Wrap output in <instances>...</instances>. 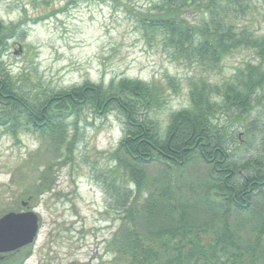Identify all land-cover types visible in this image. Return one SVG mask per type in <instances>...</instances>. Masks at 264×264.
I'll list each match as a JSON object with an SVG mask.
<instances>
[{"label":"rangeland","instance_id":"374dc122","mask_svg":"<svg viewBox=\"0 0 264 264\" xmlns=\"http://www.w3.org/2000/svg\"><path fill=\"white\" fill-rule=\"evenodd\" d=\"M75 1L0 0V21L4 25L18 28L24 20L43 19L28 24L22 33L24 38L9 42L2 56L24 91L58 92L87 82L108 86L112 80L121 79L155 85L162 91L163 104L150 118L164 135L170 116L189 107L192 78L205 77L212 85L223 86L236 81L238 71L248 63H256L253 53L241 49L229 55L218 69L206 73L174 57L162 36L145 33L135 17L162 0H118L116 4ZM244 3L248 10L237 20L238 27L264 38V0ZM187 18L196 22L198 15L188 14ZM262 95L259 92L258 96ZM260 109L264 111V98L256 111ZM262 116L263 112L260 120ZM77 122L71 156L65 151L56 152V141L48 136L41 138L25 131L14 139L0 129V218L21 212L22 203L27 202L39 219L38 237L23 264H129L130 258L114 248L126 227H131L124 210L135 191L113 156L123 138L120 122L114 115L97 117L89 113ZM232 130L239 132V127ZM72 138L73 132L69 140ZM246 151L252 153L253 148ZM68 157L66 165H54L51 189L37 195L31 187L38 183L40 172L47 164ZM143 169L149 177V189L158 192L165 188L162 166L153 163ZM206 174L207 167L200 161L191 164L177 183L176 199L171 201L158 197L148 206L151 197L142 193L135 224L145 244L154 245V233L176 224L171 216L176 204L173 200L189 206L185 211L191 222L205 224L212 219L213 212L201 203ZM235 221H240L238 231L245 239L259 223L258 217L251 214L237 216ZM209 230L198 234L203 241L209 240ZM262 244L264 247V239ZM155 247L160 251L163 248ZM28 251L0 264H19ZM167 256L171 258V250L163 254Z\"/></svg>","mask_w":264,"mask_h":264},{"label":"trees","instance_id":"16d2710c","mask_svg":"<svg viewBox=\"0 0 264 264\" xmlns=\"http://www.w3.org/2000/svg\"><path fill=\"white\" fill-rule=\"evenodd\" d=\"M79 1L87 0L75 3ZM244 1L162 0L146 13L135 14L145 33L159 34L174 57L206 73L218 69L229 55L241 49L253 53L256 59V63L238 71L236 81L223 86L212 85L205 77L192 78L189 107L170 116L164 135L150 118L163 104L162 91L155 85L121 79L112 80L108 86L87 82L58 92L24 91L2 56L9 42L24 38L22 33L28 24L43 19L24 20L18 28L0 21V129L5 134L14 139L25 131L41 138L48 136L56 141V152L71 156L77 121L87 113L114 115L120 122L123 138L113 156L135 191L124 210L131 227H126L114 248L130 258L129 264H264V111H256L264 98V38L238 27L237 20L248 10ZM188 14H197L196 22L189 21ZM259 92L263 93L261 97ZM234 126L239 132L232 130ZM247 148H253V152H247ZM68 160L70 157L46 165L38 183L31 187L37 195L51 189L54 165H66ZM198 161L207 167L201 203L213 212L212 219L205 224L191 222L185 211L189 206L173 200L176 204L171 216L176 224L154 233V245L145 244L135 224L142 193L151 197L148 206L158 197L176 199L177 183ZM153 163L162 166L165 188L158 192L149 189V177L143 169ZM148 214L152 216L153 212ZM247 214L259 219L249 239L240 235V221H235L237 216ZM208 229L209 240L203 241L198 234ZM155 246L163 248L160 251ZM169 250L171 258H164Z\"/></svg>","mask_w":264,"mask_h":264},{"label":"water","instance_id":"95a60500","mask_svg":"<svg viewBox=\"0 0 264 264\" xmlns=\"http://www.w3.org/2000/svg\"><path fill=\"white\" fill-rule=\"evenodd\" d=\"M37 232L38 217L32 211L4 215L0 218V254L32 244Z\"/></svg>","mask_w":264,"mask_h":264},{"label":"flooded vegetation","instance_id":"af4514ba","mask_svg":"<svg viewBox=\"0 0 264 264\" xmlns=\"http://www.w3.org/2000/svg\"><path fill=\"white\" fill-rule=\"evenodd\" d=\"M23 210H26L27 211V207H25V209H23ZM23 250H25V248H23V249H20V250H18V251H16V252H13V253H10V254H7V255H5V256H1L0 255V263L1 262H4L5 260L7 261L8 259H10V260H15V259H18L20 256H19V254L23 251ZM23 255V254H22Z\"/></svg>","mask_w":264,"mask_h":264}]
</instances>
